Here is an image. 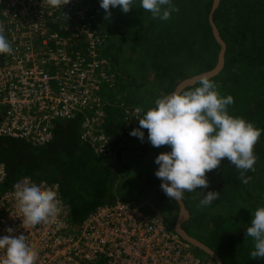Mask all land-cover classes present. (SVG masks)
<instances>
[{"label":"built area","instance_id":"1","mask_svg":"<svg viewBox=\"0 0 264 264\" xmlns=\"http://www.w3.org/2000/svg\"><path fill=\"white\" fill-rule=\"evenodd\" d=\"M69 2L53 6L49 0H0V34L12 48L0 54V137L45 145L57 123L98 107L102 85L113 88L111 65L95 49L91 17L77 1ZM83 38L88 49L74 53L70 42ZM90 116L86 114L81 136L92 141L96 155L107 157L109 137ZM6 179L0 165V236L9 227L23 234L37 253L36 264H202L160 219L127 202L103 204L72 225L69 206L55 184L41 182L57 193V213L46 222L23 226L15 186L31 180L4 189ZM4 255L0 249V258Z\"/></svg>","mask_w":264,"mask_h":264},{"label":"trees","instance_id":"2","mask_svg":"<svg viewBox=\"0 0 264 264\" xmlns=\"http://www.w3.org/2000/svg\"><path fill=\"white\" fill-rule=\"evenodd\" d=\"M75 1L78 2V5L86 7L85 16L91 17L93 20L89 29L91 32H96L94 36L97 38L95 49L99 59L108 60L111 58L112 63L116 65L114 53L118 49L112 42V33L114 32L111 30L117 31L118 27L122 25L124 13L117 12L119 8L111 9V15L116 14L111 27H109L108 18L105 19L106 13L100 8L99 0ZM180 1L182 0H178V3ZM189 1L194 2L193 0ZM195 2L197 3L193 5H184L185 8L182 9V12L183 10L188 12L190 7L193 10L189 17L183 12L182 22L185 26L190 25L191 32L196 30L197 34L201 35L202 42L193 41L188 44V40L187 42L180 40L175 44L170 40L166 45L160 42L151 53L153 67L160 72L157 73L158 76L166 79L170 88H174V82L178 77L184 76L180 71L183 68L181 65L183 61L172 63L171 56L180 57L182 55L179 53L183 50L189 61L196 62L200 57L203 60V53L210 57L212 50L215 49L212 60L205 63L204 70L213 69L217 62L220 48L213 38L208 23L213 0H195ZM199 5H204V13L201 10L197 12ZM212 20L220 38L225 43L226 51L223 71L210 81L215 84L216 91L221 96L231 95L233 97L234 103L228 106L230 115L241 117L261 130L253 152L256 156V163L264 165V2L262 0H221L212 15ZM191 22L194 23L190 24ZM75 24L76 21L71 25ZM70 33H67V36H70ZM78 43L79 48H74ZM88 43L83 38L82 41H71L70 45H73L72 50L76 53L78 51L85 52L89 47ZM170 71H176L177 75L172 77L174 72ZM113 72L115 74L112 79L115 84L113 85L114 91L108 92L106 85H102L99 93L101 101L98 107L88 110L91 112L83 111L72 120L57 123L51 142L42 146H34L24 139L0 137V165L4 166L7 173L4 189L11 188L22 179L57 185L63 200L69 206L70 222L75 226L82 222L92 210L114 200L111 195L112 171L108 165L99 161V158L103 160L104 158L102 155L95 154L92 141L84 140L81 136L82 124L86 114L90 113L89 119L99 120L94 125H99L100 131L110 135L114 147L123 137L134 141L135 137L129 135L133 129L139 128L138 121L133 118L135 116L129 115L133 111L134 103L129 102L127 88L123 84L124 81L118 76L116 69H113ZM198 86L199 84L196 87ZM196 87L188 91H192ZM126 109H130L128 113H126ZM97 113H102V118H98ZM146 144H143L144 147L141 148L142 153L147 152ZM126 150L121 149L117 152L116 157H120L121 152ZM237 170L226 158L223 159L218 168L206 173L209 187L199 189L200 191L197 189L195 194H199V198L202 200L208 191L219 192V198L214 200V202H218L221 191L225 187L231 189V192L235 194L241 192L240 190H244L254 180L252 178L255 175V167L254 170L245 173L246 176L251 177L248 183L242 182L240 172ZM151 174V171H148L146 183L149 184L151 180L153 182L154 178L156 183L161 185L155 174H153L154 177ZM186 199H193L189 192L184 194L183 201L185 203ZM141 208L149 215L146 207L141 206ZM149 216L153 217L154 215ZM198 222H200V218L191 225L196 229H201L202 225L198 226ZM222 223H224V219L221 217L207 219L205 227L211 228V231L203 230L205 234L199 235L198 239L215 251L223 264H237L236 249L241 242L244 243L249 239L246 237L245 231L250 226V222L230 232L223 230ZM232 243V248L235 247L233 251L230 249ZM226 248L230 251L227 263L221 257V252H226Z\"/></svg>","mask_w":264,"mask_h":264},{"label":"clouds","instance_id":"3","mask_svg":"<svg viewBox=\"0 0 264 264\" xmlns=\"http://www.w3.org/2000/svg\"><path fill=\"white\" fill-rule=\"evenodd\" d=\"M49 2L58 6L67 4L68 0ZM133 3L134 0H99L100 8L106 13L105 19L110 17V10L114 8L128 13ZM140 6L150 12L153 19L160 21H168L172 13L178 11L172 0H140ZM11 51L9 41L0 34V54ZM108 62L114 76L112 67L116 65L111 58ZM198 83L199 86L192 91H177L157 99L155 107L147 110L138 120L139 128L129 133L143 141L145 133L142 129H147V139L153 147H170V151L160 153L155 158L154 163L159 167L154 174L162 181L160 187L164 194L177 202L183 201L185 192L207 189L209 181L206 173L218 168L225 158L231 166L241 170L242 182L248 183L251 177L245 173L254 170L256 156L253 149L261 135V130L252 123L229 114L228 106L234 103L231 95L221 96L215 84L206 76H201ZM107 136L111 151L114 146L110 135ZM15 188L23 226L46 222L57 213L59 201L52 188H45L36 181H25ZM218 198L219 192L208 191L204 199L199 201V206H210ZM116 201L132 204L126 200ZM6 232V235L0 236V249L5 251L0 264H36L37 253L24 235L14 234L11 227ZM245 234L254 241L250 257L264 259V207L252 212L250 226Z\"/></svg>","mask_w":264,"mask_h":264},{"label":"rangeland","instance_id":"4","mask_svg":"<svg viewBox=\"0 0 264 264\" xmlns=\"http://www.w3.org/2000/svg\"><path fill=\"white\" fill-rule=\"evenodd\" d=\"M72 1L75 3V0ZM193 1L194 2L182 0L178 3V0H172L173 5L178 11L173 12L168 21H160L158 19H153L150 12L141 8L140 0H134L132 10L126 14L124 13L122 25L118 27V30L110 29L114 32L112 33V42L118 49V51L114 53V60L117 64L116 67L113 66L112 68L116 69L118 76L124 81L123 84H125L128 91V98H130V101L129 99L128 101L134 103L133 111L129 115L135 116L133 118L137 121L142 118L147 110L155 107L157 99L172 93L179 82L197 74L210 71L204 70L205 63L212 60L215 49L212 50L210 57L203 53V60L200 57L196 62L192 60L189 61L183 50L179 53L182 56H171L170 61L172 63L183 61L181 63L183 68L180 71L184 76L178 77L175 80L174 88L168 87L166 79L158 76L157 73L160 72L152 65L151 53L154 48H157L160 42L165 45L170 40L175 44L180 40H184L185 42L188 40V44L193 41L202 42L203 39L201 35H198L196 30L191 32L192 29L190 25L188 24L185 26L182 22L184 13L189 17L191 15L190 12L193 10L189 6L190 9L187 10L188 12L183 10V13L182 9L185 8L184 5H193L197 3L195 0ZM262 1L264 2V0ZM60 5L64 4L61 3ZM65 5H70L69 0ZM80 8L83 12L86 11L85 6H81ZM200 10L202 13L205 12L204 5H199V10H197V12ZM117 12L122 11L118 9ZM115 14L116 13L108 17L107 23L109 22V27L112 25ZM90 21L92 22L93 20L90 19ZM193 23L194 22H191L190 24ZM170 72H174L172 77L177 75L176 71ZM107 91L113 92L114 86L113 88L107 87ZM138 108L141 109V111L138 112ZM129 110L130 109H126V113H128ZM123 121L125 122V120ZM146 130L147 129H142L144 133ZM146 136L147 132L145 133L143 141L137 137H135L136 140L134 138V141L130 138L123 137L120 142L113 147V151H110L107 157H103L104 160L99 158V161L101 160V163L108 165L112 171L111 179L113 187L111 195L115 199L114 201L126 200L134 205L138 204L139 206L137 207L139 208H141V206L146 207L145 209L148 210L149 215H154L153 217L160 219L168 228L173 229L178 215V209L174 201L164 194L161 190L160 183H156L154 178L153 182L151 180L149 184L146 183L148 171H151V175L153 176L158 166L154 163L155 158L160 153L168 152L171 149L169 146L153 147L148 142ZM145 143H147V152H143V154L141 148L144 147L143 144ZM121 149L127 150L122 151L120 157H116L117 152L121 151ZM232 166L235 167L234 165ZM254 167L255 175L254 178H252L254 179L252 183L247 185L244 190H240L241 192L237 194L231 192V189L228 187H225L221 191L219 201H213L210 206H199V201L201 200L199 194H195L196 190L190 192L193 199H186V203L183 201L190 214V219L184 224L189 236L199 241V235H204V231L207 229L208 232H210L211 228L205 227V222L212 217H221L224 219V223H222L221 227L225 232H230L250 222L252 212L254 213L258 208L264 207V165L255 163ZM199 189L200 188H198V190ZM195 218H200L198 226L202 225L201 229H196L191 225V223H194L196 220ZM204 239L207 240L206 238ZM232 246L233 243L230 245L231 251L235 248H232ZM191 249L201 260L202 264H213L206 256L201 254L200 251L194 250L193 248ZM225 250L226 252H221V257L224 258V261L227 263L230 251L228 248ZM236 250L237 264H264V259L257 260L250 257V252L254 250L253 238L249 237L246 242H241Z\"/></svg>","mask_w":264,"mask_h":264},{"label":"water","instance_id":"5","mask_svg":"<svg viewBox=\"0 0 264 264\" xmlns=\"http://www.w3.org/2000/svg\"><path fill=\"white\" fill-rule=\"evenodd\" d=\"M221 0H213L212 3V8L209 12L208 15V23L209 26L211 27V32L213 35L214 40L216 41V43L218 44L220 50L219 53L217 55V62L216 65L213 69H211L210 71L201 73V74H197L195 76H192L190 78L184 79L181 82H179L177 84V86L175 87L173 92H185L188 91L189 89H192L194 87H196L199 83V78L201 76H206L209 80L213 79L214 77L218 76L221 71L224 68V56H225V43L222 41V39L219 36V32L216 28V26L213 23L212 20V15L215 12V10L218 8L219 3ZM172 92V93H173ZM172 93H170L169 95H171ZM159 166H157L156 170L158 169ZM160 182H162L160 179H158ZM177 209H178V215H177V219L174 223L173 226V231L175 232V234L187 245H189L191 248H193L194 250H198L201 252V254H203L204 256H206L213 264H223L221 258L218 256L217 253H215L213 250H211L208 246H206L204 243L198 241L197 239L189 236L186 232V229L184 227V224L186 222H188V220L190 219V214L185 206V203L182 202H177L175 200H173Z\"/></svg>","mask_w":264,"mask_h":264}]
</instances>
